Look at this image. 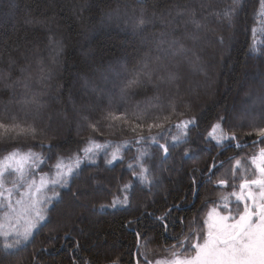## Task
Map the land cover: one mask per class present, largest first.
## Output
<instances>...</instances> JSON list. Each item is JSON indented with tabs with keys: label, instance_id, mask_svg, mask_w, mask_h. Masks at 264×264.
Masks as SVG:
<instances>
[{
	"label": "trees",
	"instance_id": "16d2710c",
	"mask_svg": "<svg viewBox=\"0 0 264 264\" xmlns=\"http://www.w3.org/2000/svg\"><path fill=\"white\" fill-rule=\"evenodd\" d=\"M261 128L264 0H0V159L34 157L6 186L73 170L29 238L0 229V264L145 263Z\"/></svg>",
	"mask_w": 264,
	"mask_h": 264
},
{
	"label": "rangeland",
	"instance_id": "374dc122",
	"mask_svg": "<svg viewBox=\"0 0 264 264\" xmlns=\"http://www.w3.org/2000/svg\"><path fill=\"white\" fill-rule=\"evenodd\" d=\"M214 130L216 135L220 133L219 129ZM262 133L264 128L247 136L258 137ZM261 142L252 156L247 157L248 163L239 164L240 160H235L228 165L249 167L248 172L242 171L246 174L238 176L236 167L233 168L236 175H229L226 168L219 169L216 182H226V187L219 192L220 200L206 206L205 215L198 217L203 223L200 230L194 228L191 237H184L171 249L153 254L143 251L146 261L137 264H264V139ZM33 158L27 153L12 152L0 159V229L9 232L4 234L11 238V243L29 238L44 220L52 200L58 197L56 190L64 186L73 171L62 164L48 176L26 182L24 189L13 195L21 182L12 187H7V183H12L11 177L22 179L30 167L27 160ZM37 164L38 161H32L31 166ZM9 209L11 216L5 215Z\"/></svg>",
	"mask_w": 264,
	"mask_h": 264
},
{
	"label": "water",
	"instance_id": "95a60500",
	"mask_svg": "<svg viewBox=\"0 0 264 264\" xmlns=\"http://www.w3.org/2000/svg\"><path fill=\"white\" fill-rule=\"evenodd\" d=\"M263 139H264V133H262L261 135H259L258 137L254 138L253 140H251L249 142H246L244 144H235L234 146L237 148V147H240V146H245V145H249V144H253V143H258V142L262 141ZM219 164H220V162L216 163L215 165L211 164V167H210L208 173H211L213 168L215 166H218ZM135 264H137V261H135Z\"/></svg>",
	"mask_w": 264,
	"mask_h": 264
},
{
	"label": "flooded vegetation",
	"instance_id": "af4514ba",
	"mask_svg": "<svg viewBox=\"0 0 264 264\" xmlns=\"http://www.w3.org/2000/svg\"><path fill=\"white\" fill-rule=\"evenodd\" d=\"M213 177H215L214 176V174L212 175V178ZM226 182H221V181H218V182H216V181H213L212 182V184H213V186H223L224 184H225ZM243 184V183H242ZM242 184H240V185H242ZM246 183H244V185H245ZM230 188V187H229ZM248 216H249V214H248Z\"/></svg>",
	"mask_w": 264,
	"mask_h": 264
}]
</instances>
